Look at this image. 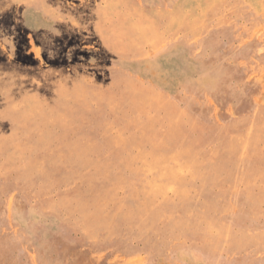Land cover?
Segmentation results:
<instances>
[{
	"label": "rangeland",
	"instance_id": "1",
	"mask_svg": "<svg viewBox=\"0 0 264 264\" xmlns=\"http://www.w3.org/2000/svg\"><path fill=\"white\" fill-rule=\"evenodd\" d=\"M0 67V264H264V0H0Z\"/></svg>",
	"mask_w": 264,
	"mask_h": 264
},
{
	"label": "bare ground",
	"instance_id": "2",
	"mask_svg": "<svg viewBox=\"0 0 264 264\" xmlns=\"http://www.w3.org/2000/svg\"><path fill=\"white\" fill-rule=\"evenodd\" d=\"M14 1V0H13ZM184 1V0H183ZM18 2V1H17ZM100 11V10H99ZM66 15V14H65ZM186 19V18H185ZM122 21H123V19H122ZM129 22V21H128ZM79 23V22H78ZM191 29V28H190ZM120 33H121V31H120ZM125 34V33H124ZM127 39V38H126ZM117 46V45H116ZM131 48V47H130ZM123 52H124V50H123ZM6 55V54H5ZM1 68V67H0ZM44 78V77H43ZM122 83V82H121ZM27 84V83H26ZM72 84V83H71ZM54 85V84H53ZM125 86V85H124ZM127 86V85H126ZM127 91V90H126ZM131 91V90H130ZM134 91V90H133ZM124 92V91H123ZM93 93V92H92ZM97 96V95H96ZM123 99V98H122ZM132 100V99H131ZM106 101V100H105ZM67 106V105H66ZM131 106V105H130ZM52 108V107H51ZM99 110V109H98ZM50 111V110H49ZM70 111V110H69ZM68 113V112H67ZM93 113V112H92ZM81 114V113H80ZM53 115V114H52ZM77 117V116H76ZM37 118V117H36ZM125 118V117H124ZM13 119V118H12ZM40 119V118H39ZM36 122V121H35ZM34 122V123H35ZM96 122V121H95ZM107 122V121H106ZM63 123H64V121H63ZM72 124V123H71ZM40 125V124H39ZM69 126H70V124H69ZM147 126V125H146ZM152 126V125H151ZM27 128H29V127H27ZM18 130V129H17ZM57 130V129H56ZM27 135V134H26ZM57 136V135H56ZM78 136V135H77ZM86 139V138H85ZM36 141V140H35ZM81 141V140H80ZM71 142V141H70ZM40 143V142H39ZM114 143V142H113ZM127 143V142H126ZM136 143V142H135ZM4 144V143H3ZM82 145V144H81ZM133 146V145H132ZM29 150V149H28ZM13 151V150H12ZM124 151V150H123ZM181 151V150H180ZM89 152V151H88ZM191 152H192V150H191ZM181 153V152H180ZM169 154V153H168ZM1 156V155H0ZM12 156V155H11ZM124 156V155H123ZM146 159V158H145ZM35 160V159H34ZM162 161V160H161ZM155 162V161H154ZM156 162H157V160H156ZM99 163V162H98ZM109 164V163H108ZM182 164V163H181ZM129 165V164H128ZM181 167V166H180ZM18 168V167H17ZM153 169V168H152ZM147 171V170H146ZM4 173V172H3ZM37 173V172H36ZM116 173V172H115ZM34 174H35V172H34ZM102 174V173H101ZM161 174V173H160ZM196 174V173H195ZM71 175V174H70ZM161 178V177H160ZM165 178H166V176H165ZM148 179V178H147ZM159 179V178H158ZM178 180V179H177ZM174 182V181H173ZM188 182V181H187ZM65 183V182H64ZM194 183V182H193ZM50 185V184H49ZM159 186V185H158ZM162 186H164V185H162ZM37 187V186H36ZM49 187V186H48ZM189 187V186H188ZM86 188V187H85ZM236 188V187H235ZM151 189V188H150ZM185 189V188H184ZM183 189V190H184ZM160 191V190H159ZM183 193V192H182ZM187 195V194H186ZM182 202V201H181ZM72 207V206H71ZM104 211V210H103ZM204 216V215H203ZM62 217V216H61ZM115 217V216H114ZM144 221V220H143ZM157 221V220H156ZM140 224V223H139ZM109 236V235H108ZM140 237V236H139ZM104 238V237H103Z\"/></svg>",
	"mask_w": 264,
	"mask_h": 264
}]
</instances>
